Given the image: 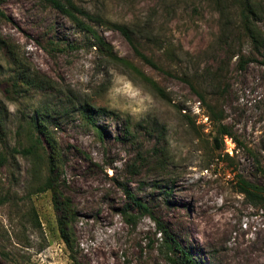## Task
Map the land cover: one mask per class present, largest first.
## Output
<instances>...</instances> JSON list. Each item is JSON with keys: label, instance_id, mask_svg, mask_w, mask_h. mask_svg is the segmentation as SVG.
<instances>
[{"label": "rangeland", "instance_id": "rangeland-1", "mask_svg": "<svg viewBox=\"0 0 264 264\" xmlns=\"http://www.w3.org/2000/svg\"><path fill=\"white\" fill-rule=\"evenodd\" d=\"M62 1L98 17L84 20L137 69L50 2L0 0V264H175L157 222L199 264H264V208L238 187L239 175L264 186V50L237 10L226 0ZM113 24L129 25L159 68ZM206 104L231 131L220 148ZM38 137L41 158L25 156ZM51 152L56 193L41 189Z\"/></svg>", "mask_w": 264, "mask_h": 264}, {"label": "trees", "instance_id": "trees-1", "mask_svg": "<svg viewBox=\"0 0 264 264\" xmlns=\"http://www.w3.org/2000/svg\"><path fill=\"white\" fill-rule=\"evenodd\" d=\"M50 2L53 6L58 8L61 12L66 14L69 18H71L73 21L76 22V24L79 25V28L91 33L94 38H96L97 44L103 48H106L107 54L110 55L112 58H114L117 62L122 63L124 66L131 67L133 69L135 66L128 60L121 58L117 55H114L111 53L110 45L107 44L100 36H98L94 30V28L84 20V17H88L92 21H97L99 19L96 16L90 15L86 13L84 10L79 8V17L71 10V4L64 3L62 0H46ZM221 0H216L215 2L218 4ZM225 1V0H224ZM227 2H230L231 7H234L237 12L236 16L238 18V26L242 28L244 33L252 40V43L254 44V47L258 51L264 50V34L260 31V29L256 26L255 21L257 19H263L264 20V6H262L261 2H258L256 0H226ZM0 16H5L3 12L0 11ZM113 26L119 30V32L124 36V38L129 42V44L132 46L134 52L141 57V59L145 62H147L150 66L154 68H159L158 64L155 63L152 59H150L146 54L142 53L140 49L138 48V45L134 38V32L132 28L127 24H113ZM242 66V63H241ZM190 83V82H189ZM192 86V84H190ZM193 87V86H192ZM159 89V88H157ZM194 89V87H193ZM160 90V89H159ZM203 99V97L201 96ZM91 106H83L80 105L79 109L80 111L87 116V118H91L92 114L89 113V108ZM206 107L208 109L209 118L214 124L215 129V135H214V142L217 148H220L222 146V139L224 135H231V131L229 129V126L224 123V113L223 111H216L211 105L206 104ZM92 124L96 126L95 122L92 121ZM37 126V125H36ZM39 131L43 132L42 128H38ZM100 132V130L98 129ZM41 145L40 138H36L35 141L31 142L30 145L25 146L22 148L21 152L25 156H34L35 159L41 158L40 154L38 153V148ZM49 161V168H48V175L46 176L43 185L42 190L46 189H52L54 193L58 191V177H57V162L55 160L54 153L51 152L48 158ZM3 162L2 156H0V164ZM238 187L242 193H244L253 203H256L258 205H261L264 208V186L258 185L256 183H253L247 179H245L243 176H238ZM128 195L131 197V199L139 206L141 211L145 214H148L149 216H152L150 213V210L147 205L143 204L141 201L133 197L128 191ZM57 198V197H56ZM66 215L61 216L59 219V225H60V232L63 237V240L66 242V244L72 249V238H71V232L68 231V225L70 220L73 219L72 215ZM127 220H130V217H127ZM158 229L161 230L165 236H164V246L166 249L173 254L177 255L176 258H171L172 261L175 264H199L194 257L186 250L183 249L180 244L172 237V235L167 232L165 227L162 225V223L157 222ZM178 253V254H177Z\"/></svg>", "mask_w": 264, "mask_h": 264}]
</instances>
